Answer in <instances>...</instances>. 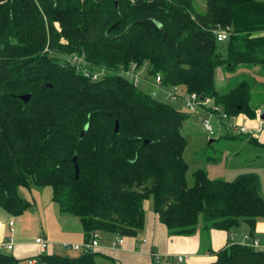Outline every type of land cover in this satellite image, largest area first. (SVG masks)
I'll return each instance as SVG.
<instances>
[{
  "label": "trees",
  "instance_id": "16d2710c",
  "mask_svg": "<svg viewBox=\"0 0 264 264\" xmlns=\"http://www.w3.org/2000/svg\"><path fill=\"white\" fill-rule=\"evenodd\" d=\"M217 29L228 33L225 56ZM132 65L160 76V87L209 98L230 118L255 119L250 84L220 93L215 75L264 68V1L207 0L198 14L193 0H0V209L23 214L17 189L35 185L50 187L60 213L79 219L85 243L100 232L136 238L148 199L169 236L200 226L231 233L242 223L253 237L264 219L258 175L223 181L197 169L188 187L181 128L189 115L117 75ZM85 68L108 73L92 80ZM209 253V264H264V250L240 244ZM97 255L36 259L95 264ZM18 262L0 251V264Z\"/></svg>",
  "mask_w": 264,
  "mask_h": 264
},
{
  "label": "rangeland",
  "instance_id": "374dc122",
  "mask_svg": "<svg viewBox=\"0 0 264 264\" xmlns=\"http://www.w3.org/2000/svg\"><path fill=\"white\" fill-rule=\"evenodd\" d=\"M206 1L193 0L196 13L202 14L205 12ZM218 50L222 56L226 55L224 42L218 43ZM81 69H84V67H81ZM85 69L86 72H90L98 78L108 73L101 70ZM139 77L140 81L136 86L139 90L189 115L181 128V134L187 141L183 156L188 164V172L186 174L188 187L193 185L192 173L197 169H204L211 179L223 181H232L239 175L255 173L259 176L261 194L264 198V147L259 146L253 141V137L256 135L254 126H258L256 122L251 119L247 120L239 115L234 118H228L222 123L211 119L214 134L208 138L201 126L200 119L196 117L197 113L201 111L193 114L187 112L185 104L181 99L172 100L167 96L166 92L172 91L174 93L172 87L156 86L154 78L149 77L144 70L140 71ZM144 80L148 81L149 84L142 82ZM241 81H247L251 86V106L258 105L261 102L264 103V68H248L244 66L233 72H228L224 68L216 71L215 82L217 90L220 93L227 92ZM178 90L182 93L185 92L182 87ZM211 107H213V103H211ZM241 128L251 132L254 131V133L251 135L241 134L239 131ZM17 193L23 201L28 203V208L23 214L11 217L0 209V221L4 225H7V222L10 220L15 223L16 233L14 237L21 238L27 244H32L41 233H44L46 238L55 237L56 239H60L68 234L70 231L69 227L63 225V221L67 219L66 215L60 213L57 203L53 201V193L50 187H37L35 185H30L29 187L20 186L17 189ZM68 218L79 220L76 217ZM242 225L241 223L240 226ZM97 235L99 237V233ZM48 242L50 243L51 240ZM52 243L58 244L53 252L56 255L75 257L83 251L82 248L80 251H71L60 247L64 243L75 245L76 243L74 242L59 240ZM84 244L82 242L78 245L83 247ZM4 253L11 255V252L5 251ZM104 260L103 258H97L95 259V264H107ZM18 264H27V260H19ZM155 264L165 263L157 261ZM171 264L179 263L172 262Z\"/></svg>",
  "mask_w": 264,
  "mask_h": 264
},
{
  "label": "crops",
  "instance_id": "0c3cea01",
  "mask_svg": "<svg viewBox=\"0 0 264 264\" xmlns=\"http://www.w3.org/2000/svg\"><path fill=\"white\" fill-rule=\"evenodd\" d=\"M142 82L149 84L145 80ZM263 104L262 102L258 105L256 104L258 108L256 117L252 119L258 125L254 126L256 135L253 139L259 143V146L264 145V121L257 119V111L263 112ZM239 116L248 120L244 115ZM196 117L201 120L205 117V114L199 112ZM261 192L260 190L262 197ZM143 208L145 211V225L136 238L124 237L121 246H114L113 244L120 237L106 232L99 233L98 244L94 250L98 254L96 259L103 258L107 264H155L157 261L171 264L172 262H177V256H182L185 258L184 262L186 264H209L215 260V257L209 253L210 250L218 252L227 248L230 244H247L257 240L260 246L259 250H264V219H258L253 231V237H250L249 230L245 224L231 233L222 230L206 232L200 226L196 234L192 236H169L165 226L158 221L157 215L153 212L152 199L146 200ZM65 217L67 219L63 221V225L68 226L70 231L64 237L56 239L55 237L46 238L44 233L38 235L39 237L42 236L46 241L51 240L47 254L53 253L58 245L52 243L54 241L64 240L74 242L76 245L82 242L85 243L80 221L71 220L68 217L73 216L70 215ZM15 227L14 223L12 231L7 225L0 228V240L7 242L11 238L13 241L14 247L11 255L18 261L39 256L38 248L34 242L27 244L21 238L14 237L16 233ZM245 236L249 238V241L245 240ZM0 251L5 252V250L1 249Z\"/></svg>",
  "mask_w": 264,
  "mask_h": 264
},
{
  "label": "built area",
  "instance_id": "2783aa9c",
  "mask_svg": "<svg viewBox=\"0 0 264 264\" xmlns=\"http://www.w3.org/2000/svg\"><path fill=\"white\" fill-rule=\"evenodd\" d=\"M214 36L216 38V40L218 42H225L227 40V36L228 33L223 30V29H217L214 31ZM72 62L76 63L78 66H81L83 63V60L81 58H79L77 55L73 54L72 55ZM87 76V74H85ZM117 75L119 76H123L126 77L128 80H130V82L134 85L137 86L139 81H140V77L137 71V68L135 65L130 66L129 69L124 70V69H120L117 72ZM92 80H95L97 78V76L93 75ZM154 83L156 86L160 87L161 85V79L160 76H156L154 78ZM178 87H174V93L171 92H166L167 96L172 99V100H177V99H181L184 104H185V108L187 109V112L193 114V113H197L198 111H201L205 114V117L202 118L200 120L201 122V126L203 128V130L205 131V133L207 134V137H211L214 134V130L211 124V119L212 120H216L219 123H222L223 121L227 120L228 117L225 113L222 112V110L216 106L213 105V107H211V103L212 101L209 98H201L199 96H197L196 94H188L186 92L182 93L178 90ZM180 92V93H179ZM260 115H261V111H257V119L260 120ZM234 118V117H233ZM241 134H248L251 135L252 132L245 130L244 128H241L240 130ZM13 221L10 220L7 222V226L10 229V231H12L13 229ZM4 226V223L0 221V228ZM98 233H95L92 237V239L90 240V242H87L84 244L83 247H80L79 245H74V244H61L60 247L62 249L65 250H71V251H77L82 249H86L89 251H94L97 247L98 244ZM232 238V237H231ZM245 240L249 241V238L247 236H245ZM35 245L38 248V252L39 255L42 254H47L48 252V248L50 246V243L48 241H46L42 236L38 237L35 239L34 241ZM114 246H121L122 245V238L120 237L115 244H113ZM240 245H244V246H248V247H252L255 249H259L260 246L257 242V240H253L251 242H248L247 244H240ZM14 244L12 239H8L7 242L1 241L0 240V249L1 250H5L7 252H11L13 250ZM176 261L177 263L181 264L185 261V258L182 256H177L176 257ZM27 264H37V259L35 257H31L27 259Z\"/></svg>",
  "mask_w": 264,
  "mask_h": 264
},
{
  "label": "water",
  "instance_id": "95a60500",
  "mask_svg": "<svg viewBox=\"0 0 264 264\" xmlns=\"http://www.w3.org/2000/svg\"><path fill=\"white\" fill-rule=\"evenodd\" d=\"M29 98H30V95H22V96H20V99H21L24 103H26V102L29 100ZM259 118H260L261 121H264V111L261 112V115H260ZM86 129H87V126L82 130L79 139H82V137H83V135H84ZM114 131H115V132L118 131V124H117V123L115 124V129H114ZM73 163H74V167H75V178H77V176H78V166H77V164H76V159H75V157L73 158Z\"/></svg>",
  "mask_w": 264,
  "mask_h": 264
}]
</instances>
